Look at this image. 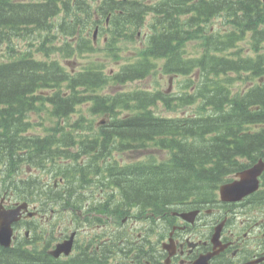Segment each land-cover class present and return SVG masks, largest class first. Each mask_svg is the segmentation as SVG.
Instances as JSON below:
<instances>
[{
    "label": "trees",
    "instance_id": "obj_1",
    "mask_svg": "<svg viewBox=\"0 0 264 264\" xmlns=\"http://www.w3.org/2000/svg\"><path fill=\"white\" fill-rule=\"evenodd\" d=\"M108 15L106 30L101 22ZM149 16L146 47L137 48L136 59L115 77L100 64L75 72L62 64L96 51V25L109 33L103 50L118 57V41H133ZM214 18L222 26L207 29ZM190 40L200 46L197 55L185 52ZM0 50L8 53L0 57V180L21 199L71 210L75 224L82 223L77 212L86 209L79 188L108 190L102 209L116 196L118 218L132 207L167 214L176 203L215 196L231 173L264 159V0H0ZM41 52L44 58L35 56ZM157 58H164L162 72L186 76L180 94L103 92L110 80L152 74ZM159 102L170 110L189 107V113L155 115ZM84 111L107 119L96 124ZM30 113L45 117L31 121ZM37 127L43 134L33 133ZM144 145L165 150L167 158L114 160V153L141 152ZM50 164L49 179L18 178L26 166ZM57 176L62 181L54 187ZM84 220L94 224L93 215ZM102 235L109 238L99 253L101 236L94 234L68 260L52 261L44 249L0 248V264H111L113 257V264H131L137 258L124 229Z\"/></svg>",
    "mask_w": 264,
    "mask_h": 264
},
{
    "label": "flooded vegetation",
    "instance_id": "obj_2",
    "mask_svg": "<svg viewBox=\"0 0 264 264\" xmlns=\"http://www.w3.org/2000/svg\"><path fill=\"white\" fill-rule=\"evenodd\" d=\"M263 188L240 201H221L218 195L215 199L202 198L189 205L177 204V211L168 218L164 214L156 218L158 224H153V231L145 237V254L131 258V264H193L197 261L202 264H264ZM14 203L5 201V206L12 207ZM189 211H195L187 218H192L190 221L180 215ZM36 214L23 215L14 227L15 239L21 243L30 241L32 249L36 243L22 237H28L26 232L37 229L38 219L42 221L43 215L39 211ZM68 234L61 232L60 236L64 239ZM102 243L95 245L98 253ZM77 253L74 243L70 255L49 258L68 260ZM96 262L99 264V259Z\"/></svg>",
    "mask_w": 264,
    "mask_h": 264
},
{
    "label": "rangeland",
    "instance_id": "obj_3",
    "mask_svg": "<svg viewBox=\"0 0 264 264\" xmlns=\"http://www.w3.org/2000/svg\"><path fill=\"white\" fill-rule=\"evenodd\" d=\"M148 1H157V0H148ZM145 2V0H144ZM150 20V16L147 17L146 21L148 22ZM145 21V20H144ZM222 21L220 19L214 18L212 20H210L209 22H207V29L208 28H214V27H219L222 26ZM147 30L148 27H146V25L144 27L141 28V33L139 34V38L137 41L135 42H129L123 39H120L118 41L119 44V48H123L122 50H119V56L118 57H111L109 56L110 54H108L104 49L105 47V41H102V36L101 35H97L96 37V41L94 43V47L96 49V51H92V52H81V54H78L77 58L76 56L73 58H70L68 61H64L61 60V62L63 64H65V66L67 67V69H79L85 65H95L98 63H102V66L104 67V70L106 72H115V73H119L120 72V67L121 65H124L126 63H129V61L133 60L134 58H136L134 55V53L137 51L136 49L138 47H141L144 45L141 44L142 40H144V38H141V35H145L147 34ZM93 32V30H92ZM245 45L244 42L240 43V46ZM3 49L5 47V45H2ZM23 47V46H22ZM24 47H28V46H24ZM189 51V54L195 52L196 50H201L200 46L197 44V40H191L187 43V47H186ZM244 49H246V46H244ZM20 52H23V50H18ZM36 51V50H34ZM33 52V51H31ZM7 50H0V57H5L7 56ZM36 57H43L44 55L40 53H36L35 54ZM51 57H55L57 58V54H51ZM186 78L182 79L183 80ZM181 82V84H182ZM133 88H149V89H154V88H161V89H165L168 90L169 88V83H168V77L167 76H162L160 75V79H158L157 77H147V78H142V79H136L133 81H130L127 83V86H124L123 89H133ZM112 90H114L113 87H107L106 89L103 90V92H111ZM176 90V80L172 82V88L170 91H174ZM85 107V106H83ZM156 113L158 115L161 116H167V115H176L179 114V110L177 111H171V110H166L164 108L161 109H157ZM85 117L87 118H91L94 120V122H99V120H101L104 117H94V116H90L89 113L87 111H84ZM126 114V113H125ZM89 115V116H88ZM77 114H75L73 117V119H76ZM45 117V115L43 116H37L36 114H32L30 113V118L31 121H35V122H39L40 120H42ZM42 127H37L35 131L37 133L43 134L42 132H40ZM147 154L150 155H155L158 159H162L167 157V155L165 154V152H161L159 150L156 149H151L149 152H145V157L147 156ZM136 156L135 152L132 153H125V155H123L124 161H128L127 157L130 159L131 157ZM121 156L117 157V159L120 160ZM41 176H44V173H41ZM1 183V180H0ZM3 184V183H2ZM91 191V190H86V192ZM94 193L97 194L96 189H94ZM88 195V194H87Z\"/></svg>",
    "mask_w": 264,
    "mask_h": 264
},
{
    "label": "water",
    "instance_id": "obj_4",
    "mask_svg": "<svg viewBox=\"0 0 264 264\" xmlns=\"http://www.w3.org/2000/svg\"><path fill=\"white\" fill-rule=\"evenodd\" d=\"M264 169V162L259 160L252 167L245 169L238 175L240 179L224 184L220 187V194L223 200H239L243 195H246L258 186V176ZM26 203L19 204L14 210L0 209V243L7 246L10 240L11 223L17 219V212L20 208H25ZM1 208V205H0ZM56 253L64 251L68 253L70 250V242L59 244Z\"/></svg>",
    "mask_w": 264,
    "mask_h": 264
},
{
    "label": "bare ground",
    "instance_id": "obj_5",
    "mask_svg": "<svg viewBox=\"0 0 264 264\" xmlns=\"http://www.w3.org/2000/svg\"><path fill=\"white\" fill-rule=\"evenodd\" d=\"M225 17V16H224ZM210 19V18H209ZM227 19V18H226ZM181 32V31H180ZM185 33V32H184ZM181 34V33H180ZM183 35V34H182ZM191 35V34H190ZM193 35V34H192ZM193 37H194V35H193ZM96 160V159H95ZM92 165H94V164H92ZM91 169H93V168H91ZM120 185V184H119ZM88 202V198H83L82 200H81V203L82 204H86Z\"/></svg>",
    "mask_w": 264,
    "mask_h": 264
}]
</instances>
